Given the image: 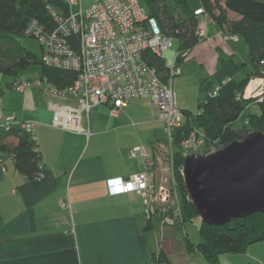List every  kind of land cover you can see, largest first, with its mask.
I'll list each match as a JSON object with an SVG mask.
<instances>
[{"label": "crops", "instance_id": "0c3cea01", "mask_svg": "<svg viewBox=\"0 0 264 264\" xmlns=\"http://www.w3.org/2000/svg\"><path fill=\"white\" fill-rule=\"evenodd\" d=\"M95 1L82 3L87 6ZM218 29L209 24L207 38L181 64L179 79L189 84L196 77L200 85L202 78L217 70V48L236 54L237 49L218 36ZM1 76L2 88L15 81L11 77L4 87ZM21 78L29 80V86L24 91L6 89L5 97H0V111L36 122L43 166L39 177L28 179L13 158L3 154L0 264H158L160 252L174 264H208L197 249L189 251L181 240L178 231L185 225L162 227L161 214L154 221L148 219L139 194L112 195L108 189L109 178H127L144 169L142 158L130 154L142 145L151 150L157 182L161 167L174 163L175 147L163 164L158 160V144L169 149V138L150 97L132 100L116 116L109 104L93 109L83 118L92 132L87 137L52 124V104L76 105L77 100L47 93L31 76ZM253 79L264 83L260 77ZM181 103L188 110L186 102ZM253 247L244 253L223 254L221 264H264V255Z\"/></svg>", "mask_w": 264, "mask_h": 264}, {"label": "built area", "instance_id": "2783aa9c", "mask_svg": "<svg viewBox=\"0 0 264 264\" xmlns=\"http://www.w3.org/2000/svg\"><path fill=\"white\" fill-rule=\"evenodd\" d=\"M65 2L69 8L66 13L50 7L58 22L54 31L48 32L38 21L31 22L26 29V34L35 37L44 47L42 59L45 65L77 73L74 83L68 86H58L41 77L36 81L49 94L77 100L76 105L52 104V124L90 137L91 129L84 126L83 118L89 116L93 109L109 104L111 114L116 116L132 100L150 97L158 108V117L164 122L169 138V149L158 144L161 153L158 160L163 164L165 155L174 147V131L185 118V112L178 105L174 78L181 72L177 65L179 56L189 57L190 49L172 51L173 38L163 33L158 21L149 16L141 0H97L87 6L82 0ZM195 14L204 16L197 34L201 39L207 38L209 16L202 7L195 9ZM218 36L223 40L239 39L225 31H220ZM70 38L75 40L74 46ZM146 51H152L165 61L169 68L167 80H163L157 67L145 59ZM29 84L27 79H18L12 87L15 91H24ZM219 88L220 85L216 86L209 94L216 95ZM263 94L264 83L258 84L249 95L246 91L239 94L238 98H254L262 102ZM14 126H19L33 140H38L35 121H21L15 114L1 110L0 129L10 130ZM202 144V132L197 128L191 129L182 142L184 156L200 152ZM130 154L142 158L144 169L127 178H109L107 186L110 193L135 192L142 197L148 217L161 214L162 227L177 225L182 220V209L173 162L161 167V177L157 182L150 148L142 145L130 150ZM2 157L0 151V162H3Z\"/></svg>", "mask_w": 264, "mask_h": 264}, {"label": "trees", "instance_id": "16d2710c", "mask_svg": "<svg viewBox=\"0 0 264 264\" xmlns=\"http://www.w3.org/2000/svg\"><path fill=\"white\" fill-rule=\"evenodd\" d=\"M141 1L146 6L149 16L158 21L163 33L177 40L178 51L191 50L205 39H201L197 34L198 26L204 19L203 15L195 14V9L200 7L204 8L210 18L208 29L209 24H214L219 28L218 34L224 27L225 32L230 31L228 33L239 35L248 50L249 61H239L235 53H229L221 47L217 48L215 74L200 80V91L205 98L200 102L199 111L194 113L183 110L185 112L183 124L174 131L176 150L173 174L182 209V220L175 226H184L187 222L200 218L188 196L182 172L185 158L182 142L191 129L197 128L202 132L204 153H208L211 143H216L219 149L235 140L243 139L250 131L264 132V94L262 102L254 98H238L239 94L245 92L251 79L255 77L264 79V0H196L195 5H192L190 0ZM50 7L63 13L69 9L65 0H0V73L2 75H10L16 81L17 78L22 79L25 70L36 65L40 66L41 78H47L58 86L74 83L77 78L76 72L44 64L42 59L44 47L39 42L41 55L21 47L19 42L22 36L36 39L26 34V29L33 21H38L48 32L58 27ZM230 15H234V19H231ZM74 41L70 38L73 46ZM187 58L179 56L177 65L181 66ZM145 59L157 67L163 80L169 78V68L159 55L146 51ZM226 80L228 81L224 83ZM14 82L9 83L7 88L0 86V97L6 89L13 90ZM219 85L217 94L211 96L209 93ZM253 103L259 104V112L250 111ZM246 110H248L247 114H245ZM240 119L244 121L236 127L235 123ZM0 151L13 158L16 168L26 178L35 179L40 176L43 165L38 141L33 140L31 135L19 126H14L10 130L0 129ZM158 215L147 217L150 221H154ZM200 236L201 241L193 244L186 235L187 249L189 251L197 249L208 264H221L223 254L244 253L250 245L264 241V212L233 218L223 225L207 224L201 219ZM157 259L158 264H174L162 252L157 255Z\"/></svg>", "mask_w": 264, "mask_h": 264}, {"label": "water", "instance_id": "95a60500", "mask_svg": "<svg viewBox=\"0 0 264 264\" xmlns=\"http://www.w3.org/2000/svg\"><path fill=\"white\" fill-rule=\"evenodd\" d=\"M183 179L207 224L264 212V132L254 130L216 151L185 156Z\"/></svg>", "mask_w": 264, "mask_h": 264}, {"label": "rangeland", "instance_id": "374dc122", "mask_svg": "<svg viewBox=\"0 0 264 264\" xmlns=\"http://www.w3.org/2000/svg\"><path fill=\"white\" fill-rule=\"evenodd\" d=\"M190 1H191L192 5L196 4V0H190ZM230 17H231V19L233 18L232 15H230ZM222 30L224 31V27L222 28ZM228 32H230V31H228ZM230 35H235V33H233V34L230 33ZM236 36H237V34H236ZM237 37H239V35ZM224 41L230 42V44L233 45V48H231L232 50L234 48L237 49L236 58L239 61H249V56H248V52H247L248 50H247V47H246L244 40L241 37H239V39L237 41H234V40H224ZM19 42L21 44V47L27 48V49L33 51L34 53L41 55V47H40V44L38 43V41L36 39H34L32 37H28V36H22L19 38ZM177 47H178V42L176 39H174L172 47H171L172 51H176ZM0 75H1V73H0ZM23 75L29 76V77L31 76L32 78H35L34 81H38L40 79V76H41L40 75V66H36V65L31 66L30 68H28L27 70H25L23 72ZM2 76H1L2 77V83H3V86L5 87L6 86L5 83L7 81H9V79H11V76L10 75H2ZM179 78H180V75H177L174 78V82L177 83ZM193 79H195V82H192V80H191V82L189 84L186 81V79H184V81L182 79H179V81H178L179 83H177V87L174 86V89L177 92L178 105L180 107H182L181 101L183 100L186 102V105H187L186 107H188L187 109L189 111L195 113V112L199 111L200 102L205 98V95L202 94L200 91L198 79L196 77L195 78L193 77ZM245 91L247 92V88ZM250 92L248 93V95L250 94ZM3 97H5V94L3 95ZM250 111L253 113L259 112L260 111L259 104L253 103ZM247 113H248V110L245 111V114H247ZM243 121H244V119L238 120L235 123V126L239 127L243 123ZM201 146L202 147L200 148V152L204 153L203 152L204 146L203 145H201ZM216 150H217L216 143H211V145H209V148H208V153L216 151ZM200 226H201V218H197L196 221L187 222L185 224V227L181 228L180 231H178L179 236L180 237L183 236L182 239L180 237H179V239H181L186 244V242H187L186 235H187L190 242H192L193 244L199 243L201 241ZM183 245H184V243H183ZM252 246H255V247H253L252 250H255V252H257L258 255H260V256L264 255V241L254 243V244H252ZM254 264H256V263H254Z\"/></svg>", "mask_w": 264, "mask_h": 264}, {"label": "bare ground", "instance_id": "6f19581e", "mask_svg": "<svg viewBox=\"0 0 264 264\" xmlns=\"http://www.w3.org/2000/svg\"><path fill=\"white\" fill-rule=\"evenodd\" d=\"M259 81H260V80H258V79H253V80L249 83V85H248V87H247V94H248L250 91H252V90L258 85Z\"/></svg>", "mask_w": 264, "mask_h": 264}]
</instances>
